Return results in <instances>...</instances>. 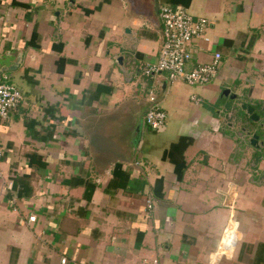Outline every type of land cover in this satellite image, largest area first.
Listing matches in <instances>:
<instances>
[{"label": "crops", "instance_id": "crops-1", "mask_svg": "<svg viewBox=\"0 0 264 264\" xmlns=\"http://www.w3.org/2000/svg\"><path fill=\"white\" fill-rule=\"evenodd\" d=\"M156 5L207 20L186 69L219 53L212 82L141 75L161 45ZM4 76L22 101L0 120V264H264V155L242 131L264 132V0H0ZM156 87L166 122L151 132ZM230 221L237 243L216 258Z\"/></svg>", "mask_w": 264, "mask_h": 264}, {"label": "built area", "instance_id": "built-area-1", "mask_svg": "<svg viewBox=\"0 0 264 264\" xmlns=\"http://www.w3.org/2000/svg\"><path fill=\"white\" fill-rule=\"evenodd\" d=\"M158 17L161 24V45L158 58L155 62L141 67V75L152 80L157 76L165 75L167 83L173 84L181 81L186 85H206L212 82L218 73L221 56L215 53L208 63L198 64L187 71L186 66L192 55L189 50V43L196 38L202 37L205 42L209 41L206 36L208 22L204 18H194L183 8H172L169 5H161L158 8ZM7 76L0 81V120L8 118L10 111L15 110L22 101V94L17 87L7 83ZM149 108L144 115V124L151 132L162 130L166 122V114L158 104V97L152 92L147 93ZM195 105L201 100L192 97ZM2 154L0 153V161ZM137 165V163H135ZM11 189V185L8 186ZM147 208H152V202L147 200ZM35 216L28 218L34 222ZM238 227L233 221L223 230L217 257H222L231 252L238 239ZM65 259L60 263L65 264ZM215 264V263H212Z\"/></svg>", "mask_w": 264, "mask_h": 264}, {"label": "water", "instance_id": "water-1", "mask_svg": "<svg viewBox=\"0 0 264 264\" xmlns=\"http://www.w3.org/2000/svg\"><path fill=\"white\" fill-rule=\"evenodd\" d=\"M154 12L158 18V6L157 5L155 7ZM119 61H120V59L117 60V62H119ZM165 90H166V85L164 83L162 85V93H164ZM221 95L223 97L229 98L230 100H237L238 99V96L236 94H233L229 89H225L224 91H222ZM240 110L243 113H245L246 116H248V118L251 122H253V123H259L260 122V117L256 113L255 108L250 103H246V102L241 103L240 104ZM242 131L246 133L249 145L252 148L258 150L259 153H262L264 155V140H261L259 138V136L255 133H250V132L247 133L244 129Z\"/></svg>", "mask_w": 264, "mask_h": 264}, {"label": "rangeland", "instance_id": "rangeland-1", "mask_svg": "<svg viewBox=\"0 0 264 264\" xmlns=\"http://www.w3.org/2000/svg\"><path fill=\"white\" fill-rule=\"evenodd\" d=\"M223 62H224V60L222 61V63ZM6 82L14 85L15 87H17L21 91V87L18 86V84H17L18 80L16 78L10 76V77H8V79L6 80ZM176 84H180V81H177ZM181 84L185 85V88H188V89H189V87L191 88V86H189V85H186L184 83H181ZM175 86H177V85H175ZM194 86H199V85H194ZM153 92L155 93V95L157 97L159 96L158 88L157 87L153 90ZM192 97H195L196 99L202 100L200 97L197 96V93L196 92H193V94H190L186 99H184V102L183 103H185L184 106H185V108H187L186 109L187 110V113H185L186 114L185 116H188L191 113V108L194 107V102L191 100ZM160 101H162V100H160ZM158 104H160V102ZM240 112L243 113L241 110H240ZM261 115L264 116V112L261 113ZM241 126H242V124H241L240 120H238L237 127H240L241 128ZM145 130H146V128H145ZM258 130H260V129L258 128ZM260 132H262V131H260ZM150 134L152 135V133H150ZM258 134L260 135V133H258Z\"/></svg>", "mask_w": 264, "mask_h": 264}, {"label": "trees", "instance_id": "trees-1", "mask_svg": "<svg viewBox=\"0 0 264 264\" xmlns=\"http://www.w3.org/2000/svg\"><path fill=\"white\" fill-rule=\"evenodd\" d=\"M28 45H33L32 42H30ZM63 64H64V60L63 59H60L58 62H57V66H58V71L59 72H62V68H63ZM188 143H184L183 144V147H181L179 150H180V153H181V156L179 157L180 160L178 161H175V172H176V175H177V179L178 180H181L182 177H183V174H184V171L186 169V164L182 158V153H183V150L186 149L188 147Z\"/></svg>", "mask_w": 264, "mask_h": 264}, {"label": "flooded vegetation", "instance_id": "flooded-vegetation-1", "mask_svg": "<svg viewBox=\"0 0 264 264\" xmlns=\"http://www.w3.org/2000/svg\"><path fill=\"white\" fill-rule=\"evenodd\" d=\"M247 119H248L249 122H251V121L249 120L248 116H247ZM259 129H260V128H259ZM260 131H261V130H254L253 133L257 134L261 140H264V134H263L264 132L262 133V132H260ZM258 133H260V135H259Z\"/></svg>", "mask_w": 264, "mask_h": 264}]
</instances>
